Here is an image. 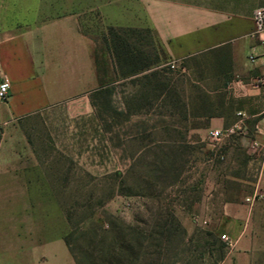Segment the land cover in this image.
<instances>
[{
  "label": "rangeland",
  "instance_id": "1",
  "mask_svg": "<svg viewBox=\"0 0 264 264\" xmlns=\"http://www.w3.org/2000/svg\"><path fill=\"white\" fill-rule=\"evenodd\" d=\"M84 4L91 6L94 0ZM79 23L80 31L92 41V61L102 86L98 84L83 99L85 107L80 101L77 105L61 104L0 124V141L4 138L18 142L22 156L30 149V155L36 157L30 166H18L24 170L20 177H30L29 194L0 191V232L12 230L6 224L10 220L23 223L25 230H30L31 222L37 234L35 241L42 243L38 246L54 248L58 235L63 236L70 229L99 231V227L106 229L112 222L147 230L158 211L170 212L184 234L171 243L170 255L163 249L161 259L167 257L163 264H212L217 246L205 247L204 233H214L220 206L229 202L243 205L248 213L245 228L254 235L256 244L250 264H264V205L257 208L253 206L259 201H247L257 191L252 185L255 172L247 168L250 156L244 148L238 142L228 153L222 145L224 136L218 142L207 138L208 121L190 117L182 121L183 110L164 105L162 97L153 100L150 107L137 110L143 105L141 83L138 77H119L104 40L109 27L106 19L98 10L84 11ZM153 42L163 63L161 67L172 71L161 75L170 79L186 114H191L192 104H199L203 98L211 104V108L207 107L211 113L228 115L229 125L238 121L239 117L232 115L234 106L223 88L224 77L218 73L212 54L173 62L156 37ZM135 46L148 51L143 41H135ZM153 58L150 56L149 61ZM2 81L4 78L0 77ZM242 124L239 122V126ZM178 146L184 149L182 160L176 165L180 169L177 180L169 175L163 185L150 181L153 198L122 195L120 183L133 192L147 193L141 180L152 169L153 155ZM210 167L212 181L208 180ZM232 177L247 178L248 182ZM220 236L216 237L225 246V257L219 264H235L231 238L225 234L231 242L229 247ZM20 238L11 235L3 240L17 245ZM69 260L62 247L55 260L48 259V264H66Z\"/></svg>",
  "mask_w": 264,
  "mask_h": 264
},
{
  "label": "crops",
  "instance_id": "2",
  "mask_svg": "<svg viewBox=\"0 0 264 264\" xmlns=\"http://www.w3.org/2000/svg\"><path fill=\"white\" fill-rule=\"evenodd\" d=\"M85 2L0 0V77L8 90L0 104V124L61 104L80 101L85 107L83 99L97 89L99 81L92 41L80 31L79 22L84 11L98 10L109 26L150 29L173 62L208 52L226 55L232 77L224 90L234 106L232 115L239 118L229 125L228 115L212 117L206 135L210 130L222 131L228 153L239 142L250 156L247 168L255 172L252 185L264 192V162L248 149L252 140L262 141L264 132V83L254 86L264 76V34L253 32L252 21L253 11L264 0H94L91 6ZM18 148V142L0 141V191L29 194L30 177H20L24 170L18 166H30L36 157L30 149L22 156ZM211 173L210 167V181ZM232 179L248 182L247 178ZM263 205L259 201L253 207ZM247 215L243 205L224 202L214 219V234L231 238L235 264H250L255 251L254 235L245 228ZM11 221L6 224L13 231L0 232V264H48L62 247L68 252L61 234L52 245L55 249L39 247L42 243L35 241L33 223L25 230L23 223ZM11 235L24 240L20 238L17 245L6 243L3 237ZM69 259L66 264H74L70 254Z\"/></svg>",
  "mask_w": 264,
  "mask_h": 264
},
{
  "label": "trees",
  "instance_id": "3",
  "mask_svg": "<svg viewBox=\"0 0 264 264\" xmlns=\"http://www.w3.org/2000/svg\"><path fill=\"white\" fill-rule=\"evenodd\" d=\"M153 36V37H152ZM156 36L150 29L137 28H107L106 37L111 56L118 70L120 78L138 77L143 89L140 96L143 100L141 107H150L153 100L158 101L163 98V104H169L179 108L181 111L182 121H186L189 117L192 119H204L208 121L218 114L211 113V104H206L202 98L199 104H192L193 111L186 114L184 103L173 93L174 88L170 79L166 78L162 73H172L167 67L162 68V60H160L153 38ZM136 38V40H135ZM157 39V38H156ZM136 42H144L147 52L140 50L135 46ZM213 54L212 59L218 70V73L224 77L223 88L231 80L230 68L226 65V55L208 52ZM154 56L149 61V57ZM191 58V57H190ZM144 81V82H143ZM100 86L101 81L98 83ZM175 92V91H174ZM166 151H161L159 155H153V165L145 180H141L142 186L146 188L147 193L133 192L131 188H124L122 183L119 184L120 191L124 196H137L153 198V186L150 181L158 185H163L165 178L169 175L173 180H177L179 171L178 163L182 160L183 146L178 148L167 147ZM159 150V149H158ZM96 230H84L79 232L77 229H70L68 233L62 236V240L70 254L74 264H163L167 262V257L161 259L163 249L166 255H170L171 243L180 235L184 234L180 224L176 221L174 215L170 212L165 214L157 213L154 217V223L147 230L132 226H122V224L110 223L106 225V229L100 228ZM205 247L216 245V257L212 264H219L225 257V246L213 232H205ZM80 245L77 246V244ZM208 252V251H207ZM209 253V252H208ZM210 255V254H209ZM210 257H212L210 255Z\"/></svg>",
  "mask_w": 264,
  "mask_h": 264
},
{
  "label": "built area",
  "instance_id": "4",
  "mask_svg": "<svg viewBox=\"0 0 264 264\" xmlns=\"http://www.w3.org/2000/svg\"><path fill=\"white\" fill-rule=\"evenodd\" d=\"M252 21L254 24V33L257 35L264 34V5L257 7L252 14ZM252 60V59H251ZM171 68L174 66L171 65ZM264 83V76L258 77L255 82L254 86H259L260 84ZM7 85L5 83H0V102H5L7 99ZM224 133L220 130H210L207 133V138L210 141L218 142ZM249 150L252 152L258 153L261 160L264 162V132L262 133V141L252 140L249 144ZM248 202L254 201H264V192H255L253 196L247 199ZM220 238L222 240L226 239L225 235H221ZM227 246H231V242L226 239Z\"/></svg>",
  "mask_w": 264,
  "mask_h": 264
}]
</instances>
